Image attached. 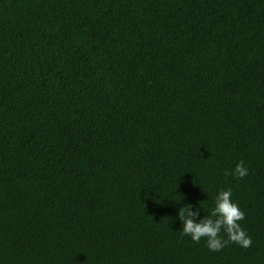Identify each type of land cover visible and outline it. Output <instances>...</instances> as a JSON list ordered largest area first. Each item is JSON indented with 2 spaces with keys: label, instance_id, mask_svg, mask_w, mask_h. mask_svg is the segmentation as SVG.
<instances>
[{
  "label": "trees",
  "instance_id": "16d2710c",
  "mask_svg": "<svg viewBox=\"0 0 264 264\" xmlns=\"http://www.w3.org/2000/svg\"><path fill=\"white\" fill-rule=\"evenodd\" d=\"M0 264H264V0H0Z\"/></svg>",
  "mask_w": 264,
  "mask_h": 264
},
{
  "label": "clouds",
  "instance_id": "9594fccd",
  "mask_svg": "<svg viewBox=\"0 0 264 264\" xmlns=\"http://www.w3.org/2000/svg\"><path fill=\"white\" fill-rule=\"evenodd\" d=\"M248 172L244 162L240 161L234 169H226L224 175L241 180ZM177 216L181 222V235L190 237L195 243L203 239L210 251H221L229 242L242 248L251 246V237L240 223L245 214L232 199L231 188L217 189L210 211L204 210L202 202L196 205L189 203L177 209Z\"/></svg>",
  "mask_w": 264,
  "mask_h": 264
}]
</instances>
